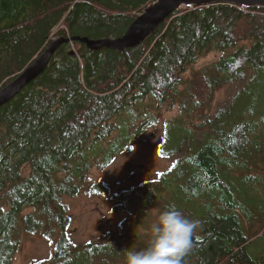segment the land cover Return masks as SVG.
Segmentation results:
<instances>
[{
    "label": "trees",
    "instance_id": "obj_1",
    "mask_svg": "<svg viewBox=\"0 0 264 264\" xmlns=\"http://www.w3.org/2000/svg\"><path fill=\"white\" fill-rule=\"evenodd\" d=\"M156 1L0 0V89L53 39L119 38ZM209 55L216 60L197 68ZM261 74L260 7L185 6L121 53L61 45L0 108V264H12L23 234L41 231L52 251L36 264H72L62 199L83 189L126 214L103 244L82 246L86 264H125V249L146 246L141 228L172 205L199 225L184 264H264V246L250 251L264 238V127L254 114L234 115L240 93L230 108L212 109L223 87ZM159 125L157 153L173 160L169 169L111 198L101 182L85 186L91 169Z\"/></svg>",
    "mask_w": 264,
    "mask_h": 264
},
{
    "label": "rangeland",
    "instance_id": "obj_2",
    "mask_svg": "<svg viewBox=\"0 0 264 264\" xmlns=\"http://www.w3.org/2000/svg\"><path fill=\"white\" fill-rule=\"evenodd\" d=\"M216 55H209L200 59L197 68L203 67L216 60ZM242 84H233L223 87L213 101V113L219 108H230L235 98L239 105L233 109L234 115L254 117L264 127V75ZM177 115V111L166 112L164 119L170 120ZM154 136L151 140L150 136ZM161 125L144 128L139 136L130 144V149L119 153L114 161L105 169L93 168L88 173L86 185L101 182L111 190V196L121 190H128L149 180L157 173L169 169L173 163L158 155L161 141ZM83 189L75 197H64L63 203L67 206V216L70 219L66 235L71 247L75 249V258L72 264H86L81 254L82 246L86 244H103L111 233L117 231L118 224L126 217L125 213H113V203L109 198L87 195ZM102 227V229H99ZM250 251L261 253L264 238L257 241ZM256 243V242H255ZM264 249V248H263ZM52 246L43 238L42 231L31 235L23 234L18 252L12 264H36L49 259ZM47 262V261H46Z\"/></svg>",
    "mask_w": 264,
    "mask_h": 264
},
{
    "label": "water",
    "instance_id": "obj_3",
    "mask_svg": "<svg viewBox=\"0 0 264 264\" xmlns=\"http://www.w3.org/2000/svg\"><path fill=\"white\" fill-rule=\"evenodd\" d=\"M232 4L243 7L264 8V0H157L138 16L126 32L116 39L91 40L88 38L53 39L44 51L19 72L10 83L0 89V108L13 100L23 88L36 80L46 69L57 49L64 44L79 42L88 50L97 51L107 48L118 53L140 46L158 26L178 9L185 6H202L211 4ZM153 140L154 136H150Z\"/></svg>",
    "mask_w": 264,
    "mask_h": 264
},
{
    "label": "clouds",
    "instance_id": "obj_4",
    "mask_svg": "<svg viewBox=\"0 0 264 264\" xmlns=\"http://www.w3.org/2000/svg\"><path fill=\"white\" fill-rule=\"evenodd\" d=\"M198 226L197 221L186 218L174 205L169 206L147 228H141V234L147 237L145 247L137 250L132 245L123 251L125 264H184Z\"/></svg>",
    "mask_w": 264,
    "mask_h": 264
},
{
    "label": "flooded vegetation",
    "instance_id": "obj_5",
    "mask_svg": "<svg viewBox=\"0 0 264 264\" xmlns=\"http://www.w3.org/2000/svg\"><path fill=\"white\" fill-rule=\"evenodd\" d=\"M124 190H121L120 192H123ZM99 229H102V227H100Z\"/></svg>",
    "mask_w": 264,
    "mask_h": 264
},
{
    "label": "bare ground",
    "instance_id": "obj_6",
    "mask_svg": "<svg viewBox=\"0 0 264 264\" xmlns=\"http://www.w3.org/2000/svg\"><path fill=\"white\" fill-rule=\"evenodd\" d=\"M151 36V35H150ZM49 64V63H48Z\"/></svg>",
    "mask_w": 264,
    "mask_h": 264
}]
</instances>
